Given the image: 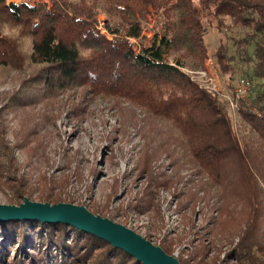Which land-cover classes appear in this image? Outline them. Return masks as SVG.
Here are the masks:
<instances>
[{"label":"trees","instance_id":"1","mask_svg":"<svg viewBox=\"0 0 264 264\" xmlns=\"http://www.w3.org/2000/svg\"><path fill=\"white\" fill-rule=\"evenodd\" d=\"M99 15L105 16L104 32L97 27ZM150 16L156 29L147 45L143 32ZM226 18L242 32L231 45L219 43L210 51L206 24L221 31ZM210 58L230 77L238 64L244 66L241 77L259 80L244 98L232 93L242 121L238 129L230 102L226 106L198 86L186 70ZM0 69L30 71L20 83L22 95L14 97L19 103L79 91L122 99L165 120L197 168L242 206L234 216L229 204L222 205L223 216L205 232L211 237L180 263L264 264V0H0ZM2 131L0 121V188L11 190L8 203L19 204L34 191ZM44 188L41 200H61V193ZM34 232L37 243L30 242ZM216 240L228 246L222 258ZM0 264L143 263L70 224L20 219L0 221Z\"/></svg>","mask_w":264,"mask_h":264},{"label":"rangeland","instance_id":"2","mask_svg":"<svg viewBox=\"0 0 264 264\" xmlns=\"http://www.w3.org/2000/svg\"><path fill=\"white\" fill-rule=\"evenodd\" d=\"M41 1L49 3V0H7L28 5ZM104 19V15L97 17V27L102 32ZM148 29L143 32L147 45L156 29L152 16ZM241 32L231 18H226L221 31L206 24L204 42L212 51L219 43L231 45ZM243 67L237 64L230 77L210 58L202 66L186 70L200 71L201 76L193 81L215 93L227 106L234 84L243 76ZM202 69L209 70L206 83L199 80L204 74ZM29 72L0 69V121L20 171L30 178L25 182L34 191L28 197L30 200L43 202L38 191L45 190L44 186L52 187L62 194L59 202L83 204L92 213L97 209L99 212L94 214L124 224L156 245H168V254L178 260L192 258L190 254L195 247L204 239V243L208 241L211 235L205 232L223 216L222 205L229 204L233 215H237L242 206L232 204L231 193L221 191L197 168L177 131L165 120L122 99L98 98L79 91L49 101L31 99L19 103L14 97L22 95L20 83ZM256 81L259 80L252 77L251 85ZM233 105L227 109L238 129L241 118ZM36 181L39 184L33 183ZM10 191L7 187L0 188V203H8ZM261 218L262 237L264 214ZM229 225L230 221L225 226ZM33 230L40 234V228ZM36 233L30 242H36ZM214 244L222 258L227 244L222 240ZM214 252L212 249L208 258Z\"/></svg>","mask_w":264,"mask_h":264},{"label":"water","instance_id":"3","mask_svg":"<svg viewBox=\"0 0 264 264\" xmlns=\"http://www.w3.org/2000/svg\"><path fill=\"white\" fill-rule=\"evenodd\" d=\"M36 219L42 222H62L102 238L143 264H181L161 246L152 243L130 227L107 216L92 213L83 204L30 200L19 204L0 203V220Z\"/></svg>","mask_w":264,"mask_h":264},{"label":"built area","instance_id":"4","mask_svg":"<svg viewBox=\"0 0 264 264\" xmlns=\"http://www.w3.org/2000/svg\"><path fill=\"white\" fill-rule=\"evenodd\" d=\"M197 70H194V72H189V77L191 80H194V78L196 76H201L200 75V71L198 72H195ZM201 72H204V74L202 75V77L199 78V80L203 81L206 83V81L208 80V73H209V70L208 69H202ZM196 74V75H195ZM195 75V76H194ZM200 85V84H199ZM250 88V82L248 79H246L245 77H240L236 83L234 84V87H233V97L235 99H240V98H244L248 92ZM231 99V102L230 104H234L233 106L236 107V103L235 101L232 100V97L230 98Z\"/></svg>","mask_w":264,"mask_h":264}]
</instances>
